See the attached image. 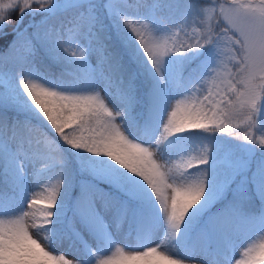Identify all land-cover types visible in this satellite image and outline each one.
<instances>
[{
	"label": "snow or ice",
	"instance_id": "snow-or-ice-1",
	"mask_svg": "<svg viewBox=\"0 0 264 264\" xmlns=\"http://www.w3.org/2000/svg\"><path fill=\"white\" fill-rule=\"evenodd\" d=\"M155 6L0 0V264H264V226L243 246L220 213L205 212L215 195L211 143L183 169L189 149L179 159L161 151L170 138L195 133L264 149V134H250L264 109V0H193L174 29L142 14ZM128 61L146 73L143 92ZM61 143L103 162L109 183L125 193L99 197L111 225L89 177L73 178ZM256 215L264 225V212ZM59 240L81 255L58 249Z\"/></svg>",
	"mask_w": 264,
	"mask_h": 264
},
{
	"label": "rangeland",
	"instance_id": "rangeland-1",
	"mask_svg": "<svg viewBox=\"0 0 264 264\" xmlns=\"http://www.w3.org/2000/svg\"><path fill=\"white\" fill-rule=\"evenodd\" d=\"M100 3L103 2V0H99ZM115 3L119 4L121 0H114ZM193 0H185V4L183 5V8L181 11H176V6H168L165 4V0H148L149 4L155 3L154 8H147L142 10V14L148 16L150 19H158L162 21L163 24L167 25L169 28H175L177 25H180L184 22V16L187 11V5L192 3ZM198 3H205L206 0H197ZM42 19L39 15L31 18L26 23H29L30 21L39 23V21ZM105 23L108 25H111V20L106 19ZM190 23V21H189ZM114 31V27H113ZM191 31V28H189V32ZM179 40H185L187 39L183 32L179 34ZM199 62L201 58H198ZM136 69L132 67V70L135 72L137 79H141V91H144V83L146 82L144 80V74L145 72L140 68L138 64H136ZM190 68H194L193 66H190ZM112 99V98H110ZM177 99H183V97H177ZM113 103H115L114 100H112ZM175 101H173L174 103ZM15 115V114H14ZM264 109L261 110L260 115L258 116V125H257V131L256 129H252L250 131V134L254 136L257 140L259 139V136L261 134V131H264ZM20 119H24V115H20ZM234 123H239V121H234ZM129 131L134 133L137 136H142L144 138H149L151 136V129L145 130L144 132L138 131L134 126L128 125ZM241 129L243 130V125L241 126ZM45 131L50 137L53 139H57L56 136L50 132L47 129H42ZM158 134V133H157ZM218 133L214 134H202V133H195V134H182L179 139L177 138H170V140L166 141L163 145H161V151L164 158L168 159H175L178 157L179 154L189 149L184 154V163L182 165V169L186 168L187 162L189 159L193 158V153L197 155L201 154L203 155L205 151L211 149L212 145V155L214 158V163L216 160H224L225 163L228 166V171L230 173H226L229 175V182L224 184H220L221 190L223 192V197L228 194V189L232 185V188L229 192H231V197L227 203L223 207V209L215 210L211 209V205L215 201L216 197V191L217 188L213 187V191L215 192V195L211 202L207 205L205 212L207 215H213L216 213H220V222L222 225L234 230L235 236H236V243H241L244 239H246L253 231L256 229L264 226L260 223V218L256 215L258 213L264 212V167H261L264 165V155L261 154V152L264 151V149L260 148L258 145H252L250 143L244 142L242 140L236 139L235 137L231 136L230 147H227L228 144L220 143L219 137H217ZM244 135V132L241 134V137ZM205 141V142H204ZM211 143V145L208 142ZM59 142V141H58ZM201 142H204L201 144ZM61 149H63V152L68 156H71V154H79L78 152H75L74 150H71L67 148V146H63L62 143L60 145ZM214 149V150H213ZM76 158V156H75ZM74 158V159H75ZM73 159V160H74ZM179 159V158H177ZM77 161L80 163V160L77 159ZM212 163V162H210ZM90 171L89 176H87V173L89 171L83 172L82 169H85L83 165H76L73 170V178L76 177H89L90 180V186L92 189L93 194L97 197V207L100 208L102 214L105 216V219L109 222L111 225L112 222V211L104 212L103 210V203L99 199V197L104 193H109L112 196H116L120 199H123L125 197V194L120 192L118 189H115L111 183H109L108 179L106 178V172L105 167H98L94 164L89 165ZM54 172V169H53ZM210 180L212 178L210 177ZM77 186H79V179L76 180ZM106 183L108 185H106ZM251 189V190H250ZM253 191L254 196L257 197L260 204V210L256 214L252 215H243L240 211L242 208V202L243 200H249L253 194L251 193ZM80 195V194H79ZM79 195L73 194V198L78 197ZM229 195V194H228ZM219 198V197H218ZM217 198V199H218ZM206 218V217H205ZM84 239H87V237H84ZM258 239V235H253L250 240L243 241V246H246L248 242H251L252 240ZM217 244L221 247L224 245V241L221 237H217ZM56 246L60 250L67 251L71 257V255L80 256L81 255V249L80 248H74L69 247L67 241L59 240L56 242ZM241 250V248H237V253ZM237 259H239V255L236 256ZM197 259H200L201 261H204V264H208V261L205 260L204 257H197Z\"/></svg>",
	"mask_w": 264,
	"mask_h": 264
},
{
	"label": "trees",
	"instance_id": "trees-1",
	"mask_svg": "<svg viewBox=\"0 0 264 264\" xmlns=\"http://www.w3.org/2000/svg\"><path fill=\"white\" fill-rule=\"evenodd\" d=\"M165 4L168 5V6L175 5L176 6V8H175L176 11H181L182 8H183V5L185 4V0H165ZM31 18L33 19L34 17H30V16L27 17L26 16L24 22L20 25V27L23 28L25 25H27L28 23H26V22L28 20H30ZM13 21L15 23V15L13 16ZM11 27L12 26H9V28L6 31L11 32ZM9 39H11V37H9ZM0 43H4V42L0 41ZM47 63H49V62H46L45 64H47ZM128 63H129V66H130L131 69L136 64L133 61H128ZM198 63H199V59L197 58L195 60L190 61L189 62V66H193L195 68ZM53 71L58 72L59 69L53 68ZM142 75H144V80L146 81L147 80L146 73H144ZM138 81H141V79L138 78ZM144 84H146V82ZM20 114L23 115V113H20ZM24 115H26V114L24 113ZM262 120H264V116H263ZM37 122H38V120L33 118V123H37ZM47 130H49V129H47ZM49 131L54 134L53 131H51V130H49ZM243 132H244V129L243 130L240 129V135ZM217 137H219L220 143L228 144L227 147L231 146L230 145V142H232L231 141V136H227L225 134L218 133ZM63 146H65V145H63ZM63 154H64V157H65L67 168L71 171L72 174H73V170H74L76 165H78V166L79 165H83L85 169L89 170L88 174H90V171H92L90 169V167H89L90 164H94L95 166H98L99 168L100 167H105L106 168V165H104L103 162L98 161V160H93L92 158H90L89 156H87L86 154H83V153H79V154H75V155L71 154V156H68V157H67V155L64 152H63ZM261 154L264 155V151L261 152ZM193 155H194V157H197L196 154H193ZM75 156H76V158H75ZM199 156H202V155L199 154ZM77 159L80 160V163L77 161ZM195 162H196L195 159H192V163L195 164ZM226 173H230V172L228 171V166L225 163V161L224 160H216L215 163H214V166L210 170V177L212 178L211 181H214L213 187L217 188L216 196L219 197L218 199L216 198L215 204L212 205V208H214V209H220L221 207H223L222 205L224 204L225 200L228 199L227 197H229L228 195H225V197H223L222 194H223L224 191L221 190V186L222 185H220V184H223V183L226 184V183L229 182V175H227ZM231 188H232V185L229 187L228 193H229ZM78 191H79V187L77 186V183H75L73 185V187L71 188V191L68 193V195L70 197H72V194L73 193L77 194ZM251 193H253V191ZM259 203H260L259 200H257L256 197L253 194V196L249 200L244 201L242 205H243V209H244L245 212H247V213L253 212L254 213V212L258 211Z\"/></svg>",
	"mask_w": 264,
	"mask_h": 264
}]
</instances>
